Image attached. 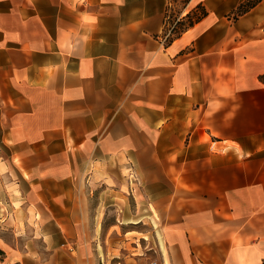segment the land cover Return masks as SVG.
Returning <instances> with one entry per match:
<instances>
[{
	"label": "crops",
	"instance_id": "crops-1",
	"mask_svg": "<svg viewBox=\"0 0 264 264\" xmlns=\"http://www.w3.org/2000/svg\"><path fill=\"white\" fill-rule=\"evenodd\" d=\"M244 1L190 0L204 16L164 44L168 0H0V264H100L89 191L122 172L156 264H262L264 0Z\"/></svg>",
	"mask_w": 264,
	"mask_h": 264
},
{
	"label": "rangeland",
	"instance_id": "rangeland-1",
	"mask_svg": "<svg viewBox=\"0 0 264 264\" xmlns=\"http://www.w3.org/2000/svg\"><path fill=\"white\" fill-rule=\"evenodd\" d=\"M190 0H168L164 27L161 38L168 33L164 44L170 43L180 35L189 25L193 24L204 16L201 6L195 5L188 8ZM247 1V0H246ZM244 1V3L246 2ZM240 6L234 11L237 15L245 9ZM233 17V16H232ZM118 181L114 184L110 193L107 184L102 183L96 190L89 191L91 219L89 228L97 230L95 237L91 238V244L100 252V264H126L132 257L144 258L148 262L154 263L155 255H151V247L154 246V238L150 235L154 225L149 219L141 218L140 223L135 228L130 229L125 224L124 198H127L129 209L133 214L138 212V202L145 204L138 176L135 174H118ZM127 184V185H126ZM147 208V207H146ZM144 208V209H146ZM147 210L144 211V214ZM143 221V222H141ZM133 231L131 233L126 232ZM151 231V233H150ZM147 235L146 240H142L139 233ZM144 241V242H141ZM104 250V255L102 251Z\"/></svg>",
	"mask_w": 264,
	"mask_h": 264
},
{
	"label": "trees",
	"instance_id": "trees-1",
	"mask_svg": "<svg viewBox=\"0 0 264 264\" xmlns=\"http://www.w3.org/2000/svg\"><path fill=\"white\" fill-rule=\"evenodd\" d=\"M260 1L261 0H247L245 3L240 4V7L245 8L241 10L240 13L246 12L249 8L253 7L255 4H257ZM262 264H264V259L262 260Z\"/></svg>",
	"mask_w": 264,
	"mask_h": 264
},
{
	"label": "bare ground",
	"instance_id": "bare-ground-1",
	"mask_svg": "<svg viewBox=\"0 0 264 264\" xmlns=\"http://www.w3.org/2000/svg\"><path fill=\"white\" fill-rule=\"evenodd\" d=\"M139 220H140V218L136 219V220H130V221H127L125 223H137ZM152 223H153L154 226L156 225V223L154 221H152Z\"/></svg>",
	"mask_w": 264,
	"mask_h": 264
},
{
	"label": "built area",
	"instance_id": "built-area-1",
	"mask_svg": "<svg viewBox=\"0 0 264 264\" xmlns=\"http://www.w3.org/2000/svg\"><path fill=\"white\" fill-rule=\"evenodd\" d=\"M167 12H168V11H167ZM168 36H169V35H168V33H167V34L164 36V39L161 38L163 43H164V41L167 39ZM151 264H156V263L154 262V263H151Z\"/></svg>",
	"mask_w": 264,
	"mask_h": 264
}]
</instances>
